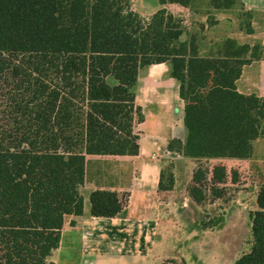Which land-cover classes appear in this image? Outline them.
Returning a JSON list of instances; mask_svg holds the SVG:
<instances>
[{
	"label": "trees",
	"instance_id": "16d2710c",
	"mask_svg": "<svg viewBox=\"0 0 264 264\" xmlns=\"http://www.w3.org/2000/svg\"><path fill=\"white\" fill-rule=\"evenodd\" d=\"M236 1L158 0L193 11L201 6L207 19ZM185 33L183 19L165 7L143 17L130 0H0V79L7 87L0 92V264H55L65 216L83 213L86 155L138 153L132 123L143 115L134 86L152 63L166 64L183 101L186 135L169 139V151L251 155L252 140L264 136V97L239 92L235 80L262 46L231 36L202 43L203 35ZM208 165L192 174L197 202L237 178L221 162ZM173 182L170 171H161L159 189ZM88 201L89 214L111 217L127 193L93 189ZM255 205L248 212L249 249L232 264H264V178ZM222 218H202L200 226Z\"/></svg>",
	"mask_w": 264,
	"mask_h": 264
},
{
	"label": "crops",
	"instance_id": "0c3cea01",
	"mask_svg": "<svg viewBox=\"0 0 264 264\" xmlns=\"http://www.w3.org/2000/svg\"><path fill=\"white\" fill-rule=\"evenodd\" d=\"M147 1L152 12L163 6L173 15L181 17L183 22L188 20L189 34L193 33L192 27L198 24L196 21L206 29L205 19L208 15L206 9L197 12L177 3L161 5L158 0ZM261 1L262 6L253 8L254 21L258 19L256 14L264 12V0ZM130 6L135 10L132 0ZM138 13L143 17L151 14ZM214 19L219 18L216 15ZM263 24L260 27L264 30ZM261 37V55L242 66L241 73L235 80V86L241 93H254L264 97V35ZM134 91V103L141 108L143 115L141 121L134 119L132 123L133 131L138 135V153L86 155L84 181L81 187L83 213L65 216L59 243L55 249L59 253V259L55 264H108L118 257L126 260L124 264H136L137 261L138 264H145L159 236V217L162 209L166 208L167 203L175 205L179 200L185 205L187 197L191 196L184 193L177 196L176 182L179 174L177 165L187 170L185 187L193 182L192 174L198 160L208 163L221 162L226 172L230 169L239 173L246 167L247 174L256 162L263 175L257 179L258 184L264 178V136L252 140L251 155L245 158H193L179 155L166 148L169 139L174 137L184 139L186 130L182 121L183 101L178 95V84L174 78L167 75L165 63H152L142 69L137 76ZM146 145L160 150L161 160H143L142 155ZM152 155L153 158L157 157L155 152H152ZM99 158L111 160H97ZM161 171L172 173L174 182L171 189H159ZM239 174L236 180H229L224 185L230 187L229 199L225 204V194L215 198L218 207L222 204L223 213H225L224 208L235 206V208L240 207L243 214L247 208L243 202L245 194L249 191L255 194L256 185L243 183L241 188L238 187ZM93 189L126 192L127 202L115 216H93L89 214L87 200L89 192ZM221 222L226 223L224 215Z\"/></svg>",
	"mask_w": 264,
	"mask_h": 264
},
{
	"label": "rangeland",
	"instance_id": "374dc122",
	"mask_svg": "<svg viewBox=\"0 0 264 264\" xmlns=\"http://www.w3.org/2000/svg\"><path fill=\"white\" fill-rule=\"evenodd\" d=\"M204 1L196 0L197 3H203ZM132 4L138 12H152L150 3L147 0H132ZM262 5L263 2L261 0H237L231 8L213 12L209 19L206 18V29L203 26L202 31H199V24L201 23L196 21L198 24L194 28L192 27V31L199 36H204L202 43L231 36L239 44L248 43L262 46L260 39L264 35V30L260 26L264 23V12L256 14L258 17L256 21L253 20L252 14L253 8ZM196 10L200 12L204 8L200 6ZM248 12L251 14L250 18ZM216 15L219 18L218 20L214 19ZM187 21L183 22L184 26H186L184 37H187L190 33ZM249 27L252 31L246 32ZM0 87V92L5 93L7 87L2 79H0ZM4 99V96L0 95V110L3 109L1 103H4ZM141 128L143 129V127ZM152 152L156 153V158L152 157ZM142 159L161 160V151L146 145ZM97 160L111 159L99 158ZM208 164H210L208 161L198 160L195 163V167L205 169L209 166ZM176 167L179 173L176 182L177 196L182 193L189 195L190 186L193 185V182L185 187L187 170L180 168L178 165ZM249 171V174H247V168L244 167L239 172L241 173V176L238 177L239 188L242 187L241 184L243 183L258 186L257 179L263 176L258 164L255 162V166H251ZM221 188H223L222 191L220 188L216 189L217 194H215V197L207 195L200 203L196 202L192 196L187 197L185 205L181 204L180 200L175 205L170 202L167 203L166 208H163L162 212H160L159 236L155 240L145 264H232L241 253L247 251L249 249L247 240L250 237L248 212L256 207L255 194L251 191L245 194L243 202L247 208L243 211V214L240 207L235 208V206L229 209L224 208L225 213H223L222 204L218 207L215 203V198L225 194V204L227 199H229L228 191L230 190L228 188L230 189V187L224 186ZM223 215L226 221L225 224L220 222L213 227L200 226L199 221L202 218L206 222H210ZM51 259L54 262L59 259L57 250L52 251ZM125 262L126 260H123L122 257H118L108 264H124ZM136 264H138V261Z\"/></svg>",
	"mask_w": 264,
	"mask_h": 264
},
{
	"label": "built area",
	"instance_id": "2783aa9c",
	"mask_svg": "<svg viewBox=\"0 0 264 264\" xmlns=\"http://www.w3.org/2000/svg\"><path fill=\"white\" fill-rule=\"evenodd\" d=\"M153 156V155H152Z\"/></svg>",
	"mask_w": 264,
	"mask_h": 264
}]
</instances>
